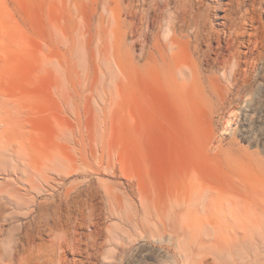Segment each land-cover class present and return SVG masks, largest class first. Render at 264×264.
<instances>
[{
  "label": "rangeland",
  "instance_id": "374dc122",
  "mask_svg": "<svg viewBox=\"0 0 264 264\" xmlns=\"http://www.w3.org/2000/svg\"><path fill=\"white\" fill-rule=\"evenodd\" d=\"M262 82L264 0H0V264H264Z\"/></svg>",
  "mask_w": 264,
  "mask_h": 264
},
{
  "label": "bare ground",
  "instance_id": "6f19581e",
  "mask_svg": "<svg viewBox=\"0 0 264 264\" xmlns=\"http://www.w3.org/2000/svg\"><path fill=\"white\" fill-rule=\"evenodd\" d=\"M181 81L185 82V76L181 77ZM240 117V137L248 142L260 143L264 153V133L257 136L253 129L255 127L264 132V82L259 84L257 90L244 100L240 109ZM250 159L251 163L255 164L256 167L264 169V160L259 157H251ZM13 264H22V262L19 261Z\"/></svg>",
  "mask_w": 264,
  "mask_h": 264
}]
</instances>
